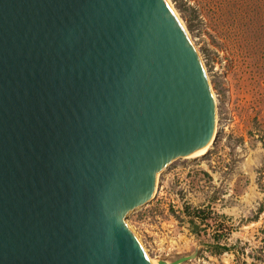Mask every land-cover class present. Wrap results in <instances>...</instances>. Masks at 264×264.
<instances>
[{"label":"water","instance_id":"water-1","mask_svg":"<svg viewBox=\"0 0 264 264\" xmlns=\"http://www.w3.org/2000/svg\"><path fill=\"white\" fill-rule=\"evenodd\" d=\"M199 58L166 0H0V264H150L126 216L214 139Z\"/></svg>","mask_w":264,"mask_h":264},{"label":"rangeland","instance_id":"rangeland-1","mask_svg":"<svg viewBox=\"0 0 264 264\" xmlns=\"http://www.w3.org/2000/svg\"><path fill=\"white\" fill-rule=\"evenodd\" d=\"M203 63L215 103V136L193 158L157 174L155 194L129 212L146 255L182 264H264V0H167ZM209 209L197 238L185 208ZM192 209V210H191ZM215 225L219 245L214 254Z\"/></svg>","mask_w":264,"mask_h":264},{"label":"trees","instance_id":"trees-1","mask_svg":"<svg viewBox=\"0 0 264 264\" xmlns=\"http://www.w3.org/2000/svg\"><path fill=\"white\" fill-rule=\"evenodd\" d=\"M192 210V209H191ZM185 216L187 217V223L189 224L190 232L195 236L199 237L202 232L205 231L206 228H210V224L208 222V219L210 216H217L218 219H226L224 215H216L209 209H194L190 212V207L185 208L184 211ZM217 227H220L219 225H215V229H213V232L211 234V238L213 242H215L213 253L214 254H221L224 251L228 250V247L226 244L219 245L220 236L222 234L216 229Z\"/></svg>","mask_w":264,"mask_h":264},{"label":"bare ground","instance_id":"bare-ground-1","mask_svg":"<svg viewBox=\"0 0 264 264\" xmlns=\"http://www.w3.org/2000/svg\"><path fill=\"white\" fill-rule=\"evenodd\" d=\"M167 1V0H166ZM167 3L169 4V7L172 9V11L174 12V14L176 15V17L178 18V16H177V13L173 10V8L171 7V5H170V3H169V1H167ZM179 19V18H178ZM180 21V20H179ZM182 24V23H181ZM188 35V34H187ZM188 37H189V35H188ZM189 40L192 42V44H193V41L191 40V38L189 37ZM193 46H194V44H193ZM195 47V46H194ZM196 49V48H195ZM197 51V50H196ZM200 59V58H199ZM200 61H201V59H200ZM201 63H202V61H201ZM202 65H203V63H202ZM204 67V66H203ZM211 93H212V91H211ZM212 95H213V93H212ZM212 144V143H211ZM209 148V147H208ZM207 148V149H208ZM206 149V150H207ZM205 150V151H206ZM204 151V152H205ZM203 152V153H204ZM129 229H130V231L133 233V235L136 237V239L138 240V238H137V236L135 235V233L133 232V230L129 227ZM139 241V240H138ZM140 243V242H139ZM141 245V244H140ZM141 247H142V245H141ZM143 248V247H142ZM143 251H144V249H143ZM145 252V251H144ZM145 255H146V253H145ZM147 256V255H146ZM147 258H148V260H149V262H150V264H154L153 262L154 261H152L148 256H147Z\"/></svg>","mask_w":264,"mask_h":264}]
</instances>
